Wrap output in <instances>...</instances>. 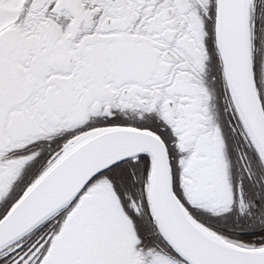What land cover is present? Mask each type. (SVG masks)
Returning <instances> with one entry per match:
<instances>
[{
    "label": "snow or ice",
    "instance_id": "snow-or-ice-1",
    "mask_svg": "<svg viewBox=\"0 0 264 264\" xmlns=\"http://www.w3.org/2000/svg\"><path fill=\"white\" fill-rule=\"evenodd\" d=\"M0 264H264V0H0Z\"/></svg>",
    "mask_w": 264,
    "mask_h": 264
}]
</instances>
